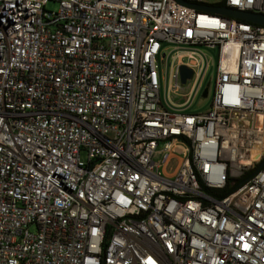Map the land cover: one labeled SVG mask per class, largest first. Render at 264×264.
<instances>
[{
    "label": "built area",
    "instance_id": "obj_1",
    "mask_svg": "<svg viewBox=\"0 0 264 264\" xmlns=\"http://www.w3.org/2000/svg\"><path fill=\"white\" fill-rule=\"evenodd\" d=\"M263 162V26L176 0H0V264H264Z\"/></svg>",
    "mask_w": 264,
    "mask_h": 264
},
{
    "label": "water",
    "instance_id": "obj_2",
    "mask_svg": "<svg viewBox=\"0 0 264 264\" xmlns=\"http://www.w3.org/2000/svg\"><path fill=\"white\" fill-rule=\"evenodd\" d=\"M176 1L180 5L194 8L199 11L209 12V13L217 14L223 17L232 18V19L239 20V21H244L252 25L264 27V15H255V14H251L247 12H240L237 10L227 9V8H213V7L199 6V5L188 3L185 0H176ZM180 74H181V80L183 84H185L186 80L190 79L192 76V72L186 69L185 67L180 68ZM208 87H209V83H207L204 89V92L202 95L204 98L207 97ZM263 166H264V162L258 167L257 171L261 169Z\"/></svg>",
    "mask_w": 264,
    "mask_h": 264
},
{
    "label": "rangeland",
    "instance_id": "obj_3",
    "mask_svg": "<svg viewBox=\"0 0 264 264\" xmlns=\"http://www.w3.org/2000/svg\"><path fill=\"white\" fill-rule=\"evenodd\" d=\"M59 9V4L57 2H49L47 5H46V10L47 11H51V12H57ZM204 53L208 56V59H213L215 62H216V59H217V51L214 50V51H211V50H206L204 49ZM176 61L175 60L174 62L169 59L168 62H167V65L168 64H176ZM162 72H163V76H162V80H161V88H162V91L164 89V86H167L168 83H169V68L168 66L167 67H163L162 68ZM212 74L214 75L215 74V69H211L208 73V76L206 77V82H205V85L207 84V82L210 80V78L212 77ZM165 80V82H164ZM212 90H213V83H211L210 85V95L207 99H202L201 97H199L194 103H193V106L191 108V110L189 111V113H198V112H206L208 111L209 107H210V102H211V94H212ZM170 95L172 96L173 94L170 93ZM173 97V96H172ZM85 153H82V160L85 161Z\"/></svg>",
    "mask_w": 264,
    "mask_h": 264
},
{
    "label": "trees",
    "instance_id": "obj_4",
    "mask_svg": "<svg viewBox=\"0 0 264 264\" xmlns=\"http://www.w3.org/2000/svg\"><path fill=\"white\" fill-rule=\"evenodd\" d=\"M253 172H254V171H252L250 174H253ZM244 180H245V179H244ZM236 187H237V186L232 187L231 189L229 188L228 190L224 191L223 194H228V193L234 191V189H236Z\"/></svg>",
    "mask_w": 264,
    "mask_h": 264
}]
</instances>
